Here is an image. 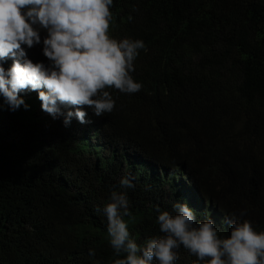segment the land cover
Instances as JSON below:
<instances>
[{
	"label": "trees",
	"instance_id": "obj_1",
	"mask_svg": "<svg viewBox=\"0 0 264 264\" xmlns=\"http://www.w3.org/2000/svg\"><path fill=\"white\" fill-rule=\"evenodd\" d=\"M110 11L111 37L146 45L131 73L139 92L112 86V112L68 127L25 92L29 109L0 107V264H113L98 211L113 190L128 194L139 243L161 235L156 207L181 198L197 219L246 210L264 231V0H113ZM26 51L47 62L41 45ZM138 159L157 169L141 175ZM128 173L135 187L123 189ZM196 259L181 247L176 264Z\"/></svg>",
	"mask_w": 264,
	"mask_h": 264
},
{
	"label": "clouds",
	"instance_id": "obj_2",
	"mask_svg": "<svg viewBox=\"0 0 264 264\" xmlns=\"http://www.w3.org/2000/svg\"><path fill=\"white\" fill-rule=\"evenodd\" d=\"M112 5L113 0H0V107L29 109L25 92L41 101L42 117L62 118L68 127L73 119L90 124L89 109L95 116L112 112L116 101L107 90L112 86L127 94L139 92L143 84L131 73L146 45L141 39L109 35ZM36 45L42 46L47 62H33L27 53ZM138 161L144 166L141 175L146 167L157 169L152 160ZM135 179L128 173L119 185L133 188ZM130 206L126 191L113 190L98 208L107 218V239L122 257L113 264H176L181 247L197 258L193 264H264V231L244 219L246 210L238 215L213 210L215 221L197 219L181 198L171 211L156 207L161 235L139 243L125 219L132 215ZM217 225L228 228V234Z\"/></svg>",
	"mask_w": 264,
	"mask_h": 264
}]
</instances>
